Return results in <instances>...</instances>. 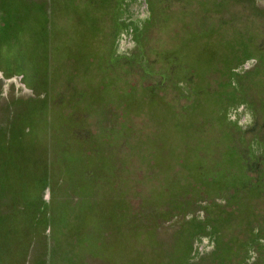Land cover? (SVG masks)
<instances>
[{"label": "rangeland", "instance_id": "rangeland-1", "mask_svg": "<svg viewBox=\"0 0 264 264\" xmlns=\"http://www.w3.org/2000/svg\"><path fill=\"white\" fill-rule=\"evenodd\" d=\"M0 264H264V0H0Z\"/></svg>", "mask_w": 264, "mask_h": 264}]
</instances>
